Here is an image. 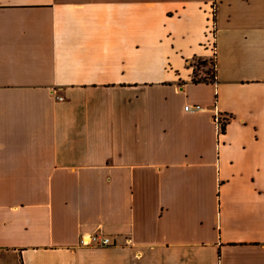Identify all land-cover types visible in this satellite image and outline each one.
<instances>
[{
    "label": "crops",
    "instance_id": "0c3cea01",
    "mask_svg": "<svg viewBox=\"0 0 264 264\" xmlns=\"http://www.w3.org/2000/svg\"><path fill=\"white\" fill-rule=\"evenodd\" d=\"M0 264H264V0H0Z\"/></svg>",
    "mask_w": 264,
    "mask_h": 264
},
{
    "label": "built area",
    "instance_id": "2783aa9c",
    "mask_svg": "<svg viewBox=\"0 0 264 264\" xmlns=\"http://www.w3.org/2000/svg\"><path fill=\"white\" fill-rule=\"evenodd\" d=\"M209 32L211 37H213L214 35V31H215V25H214V8L212 7V10L209 13ZM211 39V38H210ZM211 48L213 50V53L211 55V58L213 60V58H215V47L212 44V39H211ZM186 110H198V109H202L203 106L201 104H187L185 106ZM215 121L217 123V126L219 129L223 128V125L225 124V122L227 121V118L222 117L220 114L216 113L215 115ZM115 241L112 240V238L109 235L103 234L101 232H92V233H88V234H83L80 237V244L81 245H101V246H105V245H111L114 244Z\"/></svg>",
    "mask_w": 264,
    "mask_h": 264
},
{
    "label": "rangeland",
    "instance_id": "374dc122",
    "mask_svg": "<svg viewBox=\"0 0 264 264\" xmlns=\"http://www.w3.org/2000/svg\"><path fill=\"white\" fill-rule=\"evenodd\" d=\"M214 59V58H213ZM192 64L195 66L197 78H212L214 73V61L207 60L202 63L198 58L193 59Z\"/></svg>",
    "mask_w": 264,
    "mask_h": 264
},
{
    "label": "trees",
    "instance_id": "16d2710c",
    "mask_svg": "<svg viewBox=\"0 0 264 264\" xmlns=\"http://www.w3.org/2000/svg\"><path fill=\"white\" fill-rule=\"evenodd\" d=\"M198 59L202 62V63H206L207 62V60L205 59V58H203V57H198ZM215 66V65H214ZM215 78V71H214V73H213V77L212 78H197L196 77V71L194 72V75H193V78H192V80L194 81V82H201V81H209V80H213ZM225 129V124L223 125V129L222 130H224Z\"/></svg>",
    "mask_w": 264,
    "mask_h": 264
}]
</instances>
